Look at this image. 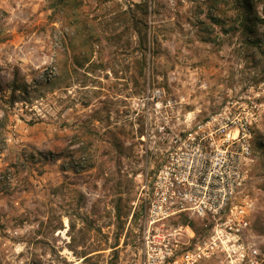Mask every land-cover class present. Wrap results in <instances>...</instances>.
<instances>
[{"label":"rangeland","instance_id":"obj_1","mask_svg":"<svg viewBox=\"0 0 264 264\" xmlns=\"http://www.w3.org/2000/svg\"><path fill=\"white\" fill-rule=\"evenodd\" d=\"M248 1L251 31L244 0H82L84 27L47 0H0V264H137V174L159 156L146 120L250 100L247 240L264 264V0ZM183 219L167 227L186 240Z\"/></svg>","mask_w":264,"mask_h":264},{"label":"built area","instance_id":"obj_2","mask_svg":"<svg viewBox=\"0 0 264 264\" xmlns=\"http://www.w3.org/2000/svg\"><path fill=\"white\" fill-rule=\"evenodd\" d=\"M150 99L160 97L147 90ZM155 112L167 101L151 102ZM261 103L227 101L203 117L146 120L157 141V164L145 153L134 201L141 233L137 264H197L217 258L219 264H258L250 246L253 201L247 192L253 164L252 133ZM173 106V105H172ZM157 121V124H156ZM156 125L151 128V125ZM149 150L150 147L147 145ZM197 220L201 233L184 224L187 239L174 219Z\"/></svg>","mask_w":264,"mask_h":264},{"label":"trees","instance_id":"obj_3","mask_svg":"<svg viewBox=\"0 0 264 264\" xmlns=\"http://www.w3.org/2000/svg\"><path fill=\"white\" fill-rule=\"evenodd\" d=\"M49 3V8L52 10L51 11V15H58L61 14L65 9H67V11H69L68 13L71 15V19H73L74 21L76 20V24L78 27L81 26H85V22L78 21L76 19V13L77 10L80 8V5L82 4V0H47ZM252 4H250V2L248 0H244V7H245V11H246V15L243 19V25L244 28L247 31H251L253 24H254V19L250 18V12L252 11ZM146 12V10L144 11ZM92 32V31H91ZM89 33L87 35V37H85L83 39V44H89L90 46L92 45L93 42V38H95L92 33ZM249 33V32H248ZM96 40H98V37L95 38ZM188 221L186 218L183 219V223L184 224H188Z\"/></svg>","mask_w":264,"mask_h":264}]
</instances>
